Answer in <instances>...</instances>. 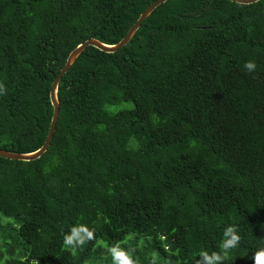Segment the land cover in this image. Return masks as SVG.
<instances>
[{
	"label": "trees",
	"instance_id": "16d2710c",
	"mask_svg": "<svg viewBox=\"0 0 264 264\" xmlns=\"http://www.w3.org/2000/svg\"><path fill=\"white\" fill-rule=\"evenodd\" d=\"M153 0H0V149L38 148L69 51L116 43ZM256 64L254 72L244 68ZM45 151L0 157V264H221L264 247V0H165L114 52L86 46L57 83ZM94 238L74 250L75 225Z\"/></svg>",
	"mask_w": 264,
	"mask_h": 264
},
{
	"label": "water",
	"instance_id": "95a60500",
	"mask_svg": "<svg viewBox=\"0 0 264 264\" xmlns=\"http://www.w3.org/2000/svg\"><path fill=\"white\" fill-rule=\"evenodd\" d=\"M165 0H153L148 5L144 7V9L138 14L135 21L130 25V27L126 30L125 34L116 42L113 44H106L103 43L95 38H88L77 45H75L67 54L64 63L60 67V69L57 71V73L52 78V81L49 86L48 90V100L51 106V116L49 119V124L47 127V131L45 134V138L42 142V144L36 148L35 150L29 151V152H11L7 150L0 149V157L12 159V160H22V161H28L33 160L37 157H39L46 149L54 129L55 121L58 114V101L56 97V89H57V83L60 79V77L66 72L68 67L72 64L73 60L79 55V53L86 47V46H92L100 51L104 52H114L115 50L119 49L120 47L124 46L134 31L139 27L140 23L148 16V14L160 3L164 2ZM236 3H250L256 0H229Z\"/></svg>",
	"mask_w": 264,
	"mask_h": 264
},
{
	"label": "clouds",
	"instance_id": "9594fccd",
	"mask_svg": "<svg viewBox=\"0 0 264 264\" xmlns=\"http://www.w3.org/2000/svg\"><path fill=\"white\" fill-rule=\"evenodd\" d=\"M244 68L248 72H254L256 64L254 61L249 60L244 64ZM6 91L4 85L0 83V95ZM223 237L220 244L221 251H213L209 254L207 251H201L199 256L203 258V264H221V262L229 258V252L238 246L241 237L238 234L236 225H229L223 231ZM94 238V229L90 230L86 225L79 224L72 226L70 231L63 236V244L66 247L75 249L83 246L86 242ZM112 254L114 264H137L132 258L130 252L120 248L119 245H114L109 249ZM254 264H264V247L259 248L253 256ZM38 264V262H37ZM196 264H202L201 260H197Z\"/></svg>",
	"mask_w": 264,
	"mask_h": 264
}]
</instances>
